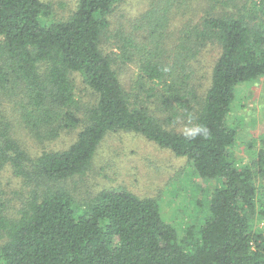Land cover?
<instances>
[{
  "label": "trees",
  "instance_id": "16d2710c",
  "mask_svg": "<svg viewBox=\"0 0 264 264\" xmlns=\"http://www.w3.org/2000/svg\"><path fill=\"white\" fill-rule=\"evenodd\" d=\"M120 1L78 0L68 18L58 19L44 0H0V92L14 97L25 126L44 127L54 138L82 122L74 73L97 97L77 139L36 158L13 138L12 122L0 109V169L10 166L33 187L16 215L0 204V264H264V144L257 150L249 140L251 158L240 160L234 149L242 133L229 124L238 85L264 77V0L244 7L247 14L208 12L181 30L172 57L156 45L141 62L139 82L153 83L152 97L168 91L192 131L169 128L176 114L165 122L125 89L115 56L103 48ZM167 19L163 14L157 28ZM117 37L130 60L133 39ZM213 43L220 53L202 96L190 83V63ZM112 131L141 134L186 157L201 179L216 181L196 200L190 223L175 226L157 199L127 189H103L81 202L60 185L89 170Z\"/></svg>",
  "mask_w": 264,
  "mask_h": 264
},
{
  "label": "rangeland",
  "instance_id": "374dc122",
  "mask_svg": "<svg viewBox=\"0 0 264 264\" xmlns=\"http://www.w3.org/2000/svg\"><path fill=\"white\" fill-rule=\"evenodd\" d=\"M44 1L52 5L54 16L58 19L68 18L78 5V0ZM252 1L255 0H121L110 17L112 34L103 48L106 53L115 56L116 69L125 89L134 97L146 101L157 116L168 122L176 114L172 107L175 100H168V91L162 87L156 88V92L163 90L161 93L164 97L151 96L153 83L139 82L143 80L140 78L141 62L153 54L156 45H159L162 54L172 57L178 50L181 30L186 25L199 22L208 12L226 15L237 13L240 9L247 14L244 7H248ZM163 14L168 15L167 22L162 28H157ZM119 33L132 38L135 43L130 60L125 58V51L121 47H127V44L118 40ZM219 53L217 45L208 44L196 58L191 59L193 77L190 83L202 96L211 85L212 69ZM165 59L173 61L167 57ZM73 79L82 122L76 128L62 130L54 138H49L44 127L40 128V132L36 128H27L14 97L0 92V109L12 122L11 135L30 158H36L44 151L68 148L84 127L86 111L93 106L97 97L79 73H74ZM180 114L178 112L175 119L167 123L168 127L177 131H192L194 127H191L190 120ZM229 122L231 126L239 128L240 135L242 133L234 149L236 155L240 160L248 161L251 157L246 143L254 140L257 150L264 144V77L238 85ZM60 185L70 190L81 202L94 198L103 189H127L142 197H153L160 203L164 219L183 227L192 219L196 200L212 192L216 181L201 179L191 169L186 157L177 156L141 134L112 131L102 141L89 170L83 175L61 181ZM32 189L22 177L13 173L10 166L0 169V204L4 205L9 215L17 214ZM263 224L264 221L260 226ZM3 242L4 236L0 232V244Z\"/></svg>",
  "mask_w": 264,
  "mask_h": 264
},
{
  "label": "clouds",
  "instance_id": "9594fccd",
  "mask_svg": "<svg viewBox=\"0 0 264 264\" xmlns=\"http://www.w3.org/2000/svg\"><path fill=\"white\" fill-rule=\"evenodd\" d=\"M198 131L200 132V134L204 135L205 137H207L208 134V130L206 128L200 127L198 129Z\"/></svg>",
  "mask_w": 264,
  "mask_h": 264
}]
</instances>
